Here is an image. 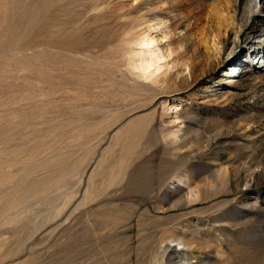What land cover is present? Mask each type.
I'll list each match as a JSON object with an SVG mask.
<instances>
[{
	"label": "rangeland",
	"instance_id": "374dc122",
	"mask_svg": "<svg viewBox=\"0 0 264 264\" xmlns=\"http://www.w3.org/2000/svg\"><path fill=\"white\" fill-rule=\"evenodd\" d=\"M219 7L0 0V264H264V18L224 52Z\"/></svg>",
	"mask_w": 264,
	"mask_h": 264
},
{
	"label": "bare ground",
	"instance_id": "6f19581e",
	"mask_svg": "<svg viewBox=\"0 0 264 264\" xmlns=\"http://www.w3.org/2000/svg\"><path fill=\"white\" fill-rule=\"evenodd\" d=\"M222 1L231 5L232 10L234 11L232 15L225 16L221 13L219 7L214 13L215 15L213 18V22L214 24H216L215 36L219 37L218 43L216 44L217 45L216 49L219 48L218 44L221 43L222 51L225 52L227 50H233L237 42V38L232 37L231 35L232 34L241 35L247 28V26L241 22V16L243 14L247 16L246 18H248L247 19L248 22H250L251 20H257L259 18H264V0H246V2L243 5L239 3V0H222ZM252 38H253L252 42L254 41L255 44L256 36L253 35ZM143 41L144 42L141 44L145 45L147 47V50L144 52L141 68L143 71H148V70L150 71L154 65L152 62L155 59L154 56H156L157 62L164 59L165 57L161 53L158 52L155 53V50L151 48V46H153V44L155 43L154 37L146 36ZM237 53H238L237 51L234 52L232 59V62L234 64L232 66L234 67H232L231 70H233L232 72H234V75L238 72L239 70L238 64L241 62V59L237 57ZM244 53L245 51L242 52V54ZM252 62L254 63L256 62V57L255 58L252 57ZM163 67L164 65L162 63L160 62L157 63V66L153 68V72L151 74L153 75L155 71L157 73L160 72ZM229 74L231 73L229 72L224 73V75H229ZM217 81L221 84H229L230 82V80L224 79L223 77H219ZM179 244H182L184 246L188 245L183 241H181Z\"/></svg>",
	"mask_w": 264,
	"mask_h": 264
}]
</instances>
